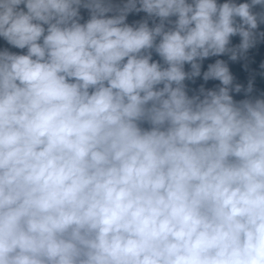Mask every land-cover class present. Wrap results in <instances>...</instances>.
I'll return each mask as SVG.
<instances>
[{"label": "clouds", "instance_id": "clouds-1", "mask_svg": "<svg viewBox=\"0 0 264 264\" xmlns=\"http://www.w3.org/2000/svg\"><path fill=\"white\" fill-rule=\"evenodd\" d=\"M0 38V264H264V0H0Z\"/></svg>", "mask_w": 264, "mask_h": 264}, {"label": "water", "instance_id": "water-1", "mask_svg": "<svg viewBox=\"0 0 264 264\" xmlns=\"http://www.w3.org/2000/svg\"><path fill=\"white\" fill-rule=\"evenodd\" d=\"M82 14L85 16V19H86L87 18V13L86 12H83V10H82ZM134 18H138V17H131L130 16L129 19L131 21ZM3 47H8V45H6V43L2 40V38H0V48H3ZM11 50L12 51H17V52L21 51V50H18V49H11ZM261 55H264V53H261ZM258 87L260 88L261 91H264V81L258 82ZM235 98L241 99V98H243V96L240 95V96H236Z\"/></svg>", "mask_w": 264, "mask_h": 264}]
</instances>
